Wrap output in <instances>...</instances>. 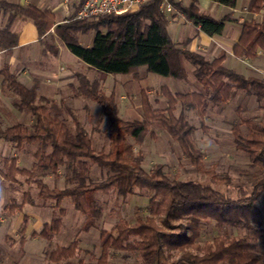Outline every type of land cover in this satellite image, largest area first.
<instances>
[{
	"label": "trees",
	"instance_id": "trees-1",
	"mask_svg": "<svg viewBox=\"0 0 264 264\" xmlns=\"http://www.w3.org/2000/svg\"><path fill=\"white\" fill-rule=\"evenodd\" d=\"M83 1H79L70 17L55 24L50 10L0 0V12L8 15L6 25L0 29V51L10 54L17 46L18 34L11 31V25L19 18L34 25L43 44V58L58 56L57 39L74 57L99 73L93 81L82 73L74 74L75 84L69 87L70 98L90 101L99 107L108 124L104 136L111 146L108 153L93 149L83 123L72 108L39 96L37 82L30 88L24 87L7 65L0 69L2 84L16 97L14 108L28 113L34 120L30 128L16 123L0 130V141L16 151L36 146L32 148L33 162L29 169L18 167L17 159L9 158L3 161L0 176L9 183H17V176L24 177L26 184L36 187L40 200L50 201L52 208L58 210L52 225L44 223L40 232H32L30 237L50 240L56 235L64 214L61 203L68 199L85 219L83 231L96 230L99 235V255L89 264H108L114 252L136 255L141 264H264L258 250L259 246L264 247V124L242 118L240 123L231 125L234 148L247 156L250 166L258 170L251 188L230 187L234 193L231 197L215 188L219 184L229 186V179L220 178L213 169L205 167L204 154L194 140L196 128L184 115V111H196L203 121L209 104L228 103L234 89L260 102L264 100V80L245 78L226 68L223 55L208 60L189 51L188 41L179 44L171 40L168 21L159 9L158 0H150L134 11L119 15L75 19ZM208 1L232 9L237 2ZM171 3L187 22L208 37L221 36L226 23L233 22L228 16L214 19L205 14L198 0H191L186 7ZM262 9L264 0H248L245 8L251 15L259 14ZM239 25L240 34L232 54L237 58L254 59L258 52L264 51V25L254 20H242ZM90 31L95 33L92 45L83 47L77 35ZM44 37L47 41L42 40ZM186 65L193 68V76L203 92L172 93L167 87H161L159 92L165 100V108L159 109L149 102L148 90H141L139 120H122L113 94H105L100 86L106 75H130L132 80L138 81L140 69L186 81ZM177 105L183 111L175 115ZM241 125L246 127V132ZM152 126L177 143L190 165L189 172L205 176L208 183L173 179L161 165L153 166L149 172L143 169V158L135 153L134 146L141 144L147 135L153 136ZM88 162L105 170L107 176L100 181H89ZM61 168L66 172L65 186L68 187L49 188L43 179L48 176L57 179ZM136 190L150 195L146 216L132 224L118 220L110 231L98 229L103 209L96 203L94 194L113 192L126 198ZM26 197L25 193L21 204H8L7 209H20ZM27 202L30 203L28 197ZM26 219L23 216L18 229L20 234L25 232ZM205 221L213 222L225 233L200 245L197 242L200 224ZM231 229L245 234L229 236L226 232ZM78 251L79 240L73 239L66 247L51 250L46 260L52 264L68 262ZM77 264L83 263L78 261Z\"/></svg>",
	"mask_w": 264,
	"mask_h": 264
},
{
	"label": "rangeland",
	"instance_id": "rangeland-1",
	"mask_svg": "<svg viewBox=\"0 0 264 264\" xmlns=\"http://www.w3.org/2000/svg\"><path fill=\"white\" fill-rule=\"evenodd\" d=\"M79 1L80 0H66L65 3H62V0H57L53 6H61L65 9L62 15V20H65L73 14ZM246 2V0H237L235 6L237 11L235 15L237 19L236 22L242 17L243 20H254L264 25V9H262L259 14L251 15L245 10ZM189 3L190 2L181 4V6L186 7ZM217 6V9L206 10L205 12L202 10L205 9L202 4L199 5V8L205 14L219 17V15L222 16L224 11H226V7L221 5ZM175 10L179 13L176 8ZM165 16L168 21L167 32L171 40L180 41L181 35H185L186 27L178 24H184L185 19L175 12L165 13ZM227 16L231 17V15ZM92 19L96 18L87 20ZM94 35L95 33L90 31L87 34H78L77 39L83 47H90ZM47 39L48 38L44 37L43 41H47ZM56 42L60 45L57 39ZM67 56L72 57L73 55L65 49L62 51L58 62H55L54 68L56 65H59L63 68L64 72H67L70 67ZM260 60H264V58H260ZM42 63H46L45 58L42 59ZM247 64L248 68L234 58H228L224 63L226 68L235 69V72L241 73L242 75L264 77V75L260 73L262 69L261 61L253 62L250 60L246 62V65ZM251 64H256V72H254V74H252V71H249ZM78 71L80 73H85L82 69ZM186 72L187 80L177 81L169 77L146 73L144 69H140V80L134 81L130 75H112L121 76L118 77L121 78V82L129 80L128 82L131 81V83L127 84L123 82L122 88L116 87L113 89V82L111 79H107L105 82V89L108 93L110 91L113 92L118 115L122 120H139L141 117V90H148L147 96L149 102L154 108L159 109L165 108V100L159 92L161 87H167L172 93L203 92L201 85L193 76V68L190 65H186ZM97 75V72L86 74L91 81L97 79ZM70 95V89L63 86L59 94V97L62 98L60 104L71 106L78 114L80 121L83 123L92 141L93 149L96 151L102 150L105 153L110 152V143L104 136V133L108 130V124L102 117L99 107L95 103L86 100H80L73 105L69 100L71 99ZM181 111H183L182 108L177 105L175 115H178ZM184 115L187 121L196 128L194 140L196 146L204 154L205 167L207 169H213L218 177L229 179V186L219 184L216 185L215 188L231 197H234V193L231 192L230 187L243 185L248 189L251 188L254 178L258 175V170L250 166L247 156L234 148L230 128L233 123H240V119L242 118L252 119L258 124H264V100L257 102L251 95L234 89L228 103L224 105L209 104L206 117L203 121L200 120L198 112L196 111H184ZM16 123H18L17 120L11 118L8 125ZM69 125L72 127L70 123ZM241 129L244 132L247 131L246 127L242 125ZM151 133L153 136L147 135L141 144L134 146L135 153H140L143 158L142 167L145 171L149 172L152 170L153 166L161 165L164 172L173 179L196 181L203 184L208 183V179L205 176L195 175L189 172L190 165L183 157L175 141H172L163 131L155 126H152ZM32 148L35 149L36 146L29 145L19 152L22 156L21 167H25L24 165L32 161ZM65 173V170L61 168L59 172L60 175L57 179L48 176L43 179V182L49 188L62 189L68 187L65 186L67 185L64 178ZM106 176L107 172L105 170H101L94 164L88 162L87 179L89 181H100ZM17 179L18 182L16 184L10 185L7 183V187L3 189V192L0 191V220H4V223L0 221V263L52 264L46 260V255L56 247H66L73 239L79 240V251L70 261H63L59 264H77L78 261L83 264L94 262L100 251L98 232L96 230H90L88 232L83 231L82 226L85 219L79 212L74 210L68 199H65L61 203L64 214L61 217L60 229L50 240H44L38 236H29L23 239V234H20L18 230L12 233L10 235L11 237L5 235L8 230L14 227V218L12 216L14 211L6 207L4 209L3 207L13 203L20 204L25 193L30 203L27 202L26 197L23 213L30 211L33 217L26 216V224L30 223L35 228V224L40 223L41 226L37 228V233L40 232L44 223L52 225V219L58 217V210L52 208L50 201H43L37 197V189L34 185L24 184V177L17 176ZM149 197L150 195L148 193H141L137 190L133 195H129L126 198H120L113 192L108 194L95 193V201L103 209L102 218L97 222L98 229L110 231L118 220H125L127 223L132 224L137 218L145 217ZM224 233L225 232L216 228L213 222L205 221L200 224V237L197 239V242L202 245L204 242H210L213 238L223 235ZM226 233L233 237H241L245 234L244 231L238 232L235 229L228 230ZM21 238L22 241L20 242ZM258 248L261 261L264 262V247L259 246ZM172 255L174 257L177 256L175 253ZM108 264H141V261L136 255L114 252Z\"/></svg>",
	"mask_w": 264,
	"mask_h": 264
},
{
	"label": "crops",
	"instance_id": "crops-1",
	"mask_svg": "<svg viewBox=\"0 0 264 264\" xmlns=\"http://www.w3.org/2000/svg\"><path fill=\"white\" fill-rule=\"evenodd\" d=\"M3 1L18 3L22 6L32 5L41 10H50L54 15L55 24H59L64 21L62 20V15L64 14L65 9L61 6H56V7L53 6V4L57 0L56 1L55 0H3ZM246 1H247L246 2L247 5L248 0ZM63 2L65 3L66 0H62V3ZM198 4L199 5L202 4L203 8H205L202 9L204 12L206 10L208 11L212 9H217L218 7L217 6L218 4L209 2L208 0H198ZM236 12L237 11L235 8L232 9L226 7V11H224L222 16L219 15V17H215L209 15L214 19H221L224 16L231 15L230 18L231 20H233V22L226 23L222 35L217 37L206 36L205 34L200 32L198 28H195L189 22L184 20V24H178V25H182L183 27H186L185 35H181L180 41H174V42L182 44L188 41L186 48L189 51L200 54L201 56H203L205 59L208 60L223 55L224 56L223 65L228 58L236 59L241 64H244L247 68H248V64L246 65L247 61L250 60L253 62L261 61L262 69L260 73L264 75V73H262L264 72V60H260V58H264V51L258 52L254 59L237 58L234 57L232 54V48L234 44L237 42L240 34L239 23L243 20L241 17L240 20L236 22L237 20L235 17ZM7 20H8V15H3V13L0 12V29H2L6 25ZM11 31L16 32L18 34L17 46L11 50L10 54H6L4 51H0V69L4 65H7L9 71L11 73H14L17 80L26 88L32 87L34 82H37L39 88V92H38L39 96L60 103L62 100V98L59 97L60 90L62 89L63 86L65 88H69L70 85L75 84L73 75L76 73H80L78 71L79 69L84 70L85 73H82L84 75L96 73L95 70L88 68L84 63H82L76 57L73 56L72 57L67 56L70 66L67 72H64L63 68L59 65H56V67L54 68L55 62H58L62 51L66 49L61 44L58 45L56 40H55V45L59 50L58 56L56 58L50 55L47 56L45 58L46 63L43 64L42 63L43 57L41 55L43 44L39 40L37 31L34 25L31 23V21L16 18L11 25ZM250 67L251 68L249 69V71H252V74H254V72H256L255 69L256 64L255 65L251 64ZM238 74L242 75L241 73ZM97 76L99 77V73ZM242 76L245 78L253 77L264 80V77H255L254 75L253 76L242 75ZM118 77L121 76H112V75L105 76V78L100 83L101 89L103 90L104 93L107 92L105 89V82L107 79H111V81L113 82L112 84L113 89H115L116 87L122 88L123 82H126L127 84L131 83V81L128 82L129 80H124L121 82V78ZM105 94L110 95L113 94V92L110 91L109 93L107 92ZM69 100L71 103H73V105H75L80 101V100H71V99ZM15 102H16V97L9 91L7 87H5L2 84V78L0 76V130H4L5 128L10 126L8 124L11 118L17 120L18 123L24 124L28 128L33 126L34 124L33 118L26 112H18L14 108ZM68 107L71 108V106ZM19 152L20 151H16L12 149L8 143L0 141V168L5 159L16 158L18 167L23 169H29L33 162L32 155H31L32 161L27 163V165H24L25 167H21L22 156L21 154H19ZM7 183L10 185L16 184V183L6 182L0 176V191L3 192V189L7 187L6 186ZM24 184L26 183L24 182ZM5 207L7 208V205L4 206L3 208L5 209ZM23 208H24V204L20 209H16L14 211V213L12 214L14 218V227L8 230V232L5 235L10 236L12 233H14L20 228L23 216H29L33 218L30 211L23 213ZM0 221L4 223L3 222L4 220H0ZM40 226L41 224L38 223L35 224V228H34L33 225L27 223L22 238L25 239L26 237H29L32 232L37 233V228H39Z\"/></svg>",
	"mask_w": 264,
	"mask_h": 264
},
{
	"label": "built area",
	"instance_id": "built-area-1",
	"mask_svg": "<svg viewBox=\"0 0 264 264\" xmlns=\"http://www.w3.org/2000/svg\"><path fill=\"white\" fill-rule=\"evenodd\" d=\"M150 0H84L75 14V19L98 18L107 15H119L136 10ZM162 13H176L172 3L184 4L191 0H158Z\"/></svg>",
	"mask_w": 264,
	"mask_h": 264
}]
</instances>
